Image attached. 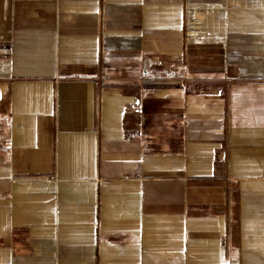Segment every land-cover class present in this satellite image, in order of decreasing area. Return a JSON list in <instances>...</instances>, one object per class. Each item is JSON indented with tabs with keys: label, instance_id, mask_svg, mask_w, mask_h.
<instances>
[{
	"label": "crops",
	"instance_id": "obj_1",
	"mask_svg": "<svg viewBox=\"0 0 264 264\" xmlns=\"http://www.w3.org/2000/svg\"><path fill=\"white\" fill-rule=\"evenodd\" d=\"M0 264H264V0H0Z\"/></svg>",
	"mask_w": 264,
	"mask_h": 264
}]
</instances>
